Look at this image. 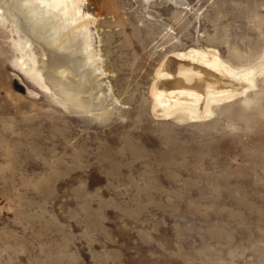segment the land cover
<instances>
[{
	"label": "rangeland",
	"instance_id": "1",
	"mask_svg": "<svg viewBox=\"0 0 264 264\" xmlns=\"http://www.w3.org/2000/svg\"><path fill=\"white\" fill-rule=\"evenodd\" d=\"M86 10L122 101L105 119L39 84L28 36L0 6V264H264V77L206 122L150 112L171 42L258 59L264 0H89Z\"/></svg>",
	"mask_w": 264,
	"mask_h": 264
},
{
	"label": "bare ground",
	"instance_id": "2",
	"mask_svg": "<svg viewBox=\"0 0 264 264\" xmlns=\"http://www.w3.org/2000/svg\"><path fill=\"white\" fill-rule=\"evenodd\" d=\"M86 3L89 0H0L28 36L25 64L32 62L29 70L39 84L83 114L105 119L122 101L107 83L111 72L95 45L97 15L86 10ZM174 43L151 76L150 112L157 120L209 121L218 108L256 91L264 77V50L258 59L235 60L215 44ZM30 95L38 92L30 87Z\"/></svg>",
	"mask_w": 264,
	"mask_h": 264
}]
</instances>
